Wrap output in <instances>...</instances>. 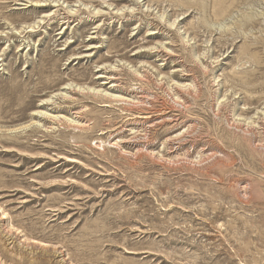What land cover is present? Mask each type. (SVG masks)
Here are the masks:
<instances>
[{
    "label": "rangeland",
    "instance_id": "374dc122",
    "mask_svg": "<svg viewBox=\"0 0 264 264\" xmlns=\"http://www.w3.org/2000/svg\"><path fill=\"white\" fill-rule=\"evenodd\" d=\"M0 264H264V0H0Z\"/></svg>",
    "mask_w": 264,
    "mask_h": 264
},
{
    "label": "bare ground",
    "instance_id": "6f19581e",
    "mask_svg": "<svg viewBox=\"0 0 264 264\" xmlns=\"http://www.w3.org/2000/svg\"><path fill=\"white\" fill-rule=\"evenodd\" d=\"M28 3V2H27ZM36 5V6H35ZM34 6L35 7H42V6H45L44 4H40V3H38L37 2V4H35ZM97 14H99V13H97ZM122 16L124 15L123 13L121 14ZM52 17H54L55 16V13L54 14H52L51 15ZM50 16V17H51ZM98 17V16H97ZM100 17V16H99ZM65 19H68L67 17L65 18ZM70 19V18H69ZM70 21V20H69ZM65 22V21H64ZM67 23H68V21H67ZM66 24V23H65ZM149 36L150 35H157V33H150V34H148ZM92 40L93 39H95V38H91ZM136 76V75H135ZM134 76V77H135ZM99 78H101V77H99ZM106 79V78H105ZM108 80H110L111 82H112V80H115V79H113L112 77H109V78H107ZM114 87H116V86H113V84H112V86L110 85V89L112 88H114ZM62 90H66L65 88H62ZM115 90V89H114ZM96 95V94H95ZM100 97H102V98H109V99H116V100H118V99H121V100H124L123 98H121V97H119V96H116V95H113V96H109V95H107V94H104V95H101L100 93L98 94ZM118 102V101H117ZM120 102V101H119ZM49 104V101L47 100V101H45V102H42L41 104H40V107H42V106H45V105H48ZM74 104V103H73ZM84 108V107H83ZM85 109V108H84ZM36 115H38V114H36ZM53 119V121H55V120H65V122H70L68 119H65L64 117H60V116H58V117H53L52 118ZM138 119H140V120H142V121H144L145 123H149V124H151V125H149V128H151V127H154L155 125H157V124H159V118H157L156 116H153L150 112H145V113H143V114H141V116H138ZM70 123H74L73 124V126L75 125L77 128H79V129H81L82 127H84V125H85V123H84V125H82V123H75V122H73V121H71ZM84 129V128H83ZM81 131V130H80Z\"/></svg>",
    "mask_w": 264,
    "mask_h": 264
}]
</instances>
